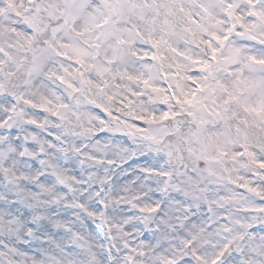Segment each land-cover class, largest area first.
<instances>
[{
  "label": "clouds",
  "instance_id": "clouds-1",
  "mask_svg": "<svg viewBox=\"0 0 264 264\" xmlns=\"http://www.w3.org/2000/svg\"><path fill=\"white\" fill-rule=\"evenodd\" d=\"M264 0H0V264H264Z\"/></svg>",
  "mask_w": 264,
  "mask_h": 264
},
{
  "label": "snow or ice",
  "instance_id": "snow-or-ice-1",
  "mask_svg": "<svg viewBox=\"0 0 264 264\" xmlns=\"http://www.w3.org/2000/svg\"><path fill=\"white\" fill-rule=\"evenodd\" d=\"M262 166H264V165H262Z\"/></svg>",
  "mask_w": 264,
  "mask_h": 264
}]
</instances>
